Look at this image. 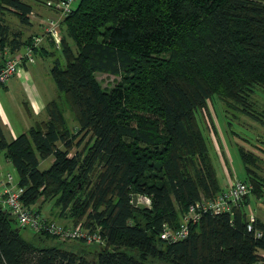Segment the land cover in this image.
Returning <instances> with one entry per match:
<instances>
[{"label":"trees","instance_id":"obj_1","mask_svg":"<svg viewBox=\"0 0 264 264\" xmlns=\"http://www.w3.org/2000/svg\"><path fill=\"white\" fill-rule=\"evenodd\" d=\"M32 10L29 0H0L2 48L31 44L3 17L26 24ZM60 29L58 48L50 41L65 62L55 59L50 69L60 95L46 104V121L10 142L0 126V156L18 175L25 207L54 201L59 216L98 230L103 244L45 232L27 240L0 202V264H257L264 223L255 217L260 238L248 232L247 207L250 196L264 201V176L260 159L239 146L242 182L252 186L239 207L203 214L175 243L160 233L226 188L197 113L217 99L264 127L253 100L264 94V0H77ZM97 74L118 81L106 89ZM133 197L149 205H134ZM47 240L57 243L38 245Z\"/></svg>","mask_w":264,"mask_h":264},{"label":"rangeland","instance_id":"obj_2","mask_svg":"<svg viewBox=\"0 0 264 264\" xmlns=\"http://www.w3.org/2000/svg\"><path fill=\"white\" fill-rule=\"evenodd\" d=\"M43 1L47 2L48 0H30L29 4L34 9H38V5L42 4ZM49 1H54V0H49ZM76 5H77V0L71 5V9L74 8ZM53 6L54 5L51 4L50 6H46V7L49 10L55 11L54 8L55 9L57 8ZM36 17L38 16H34L33 19L36 20L38 24H40V27H42L43 30L42 37L45 34L44 28L46 26V23H48L49 21L59 22L58 18L41 19ZM63 17L64 16L59 14L60 19H63ZM4 19L5 22L8 24V26L13 31H21L24 36L26 35V29L24 27L19 26V25L24 26V24H22L18 19L14 18L9 14L5 15ZM60 32L61 34L63 33L61 29ZM44 41H45V36L43 38V42ZM54 52H55L54 53L55 58L59 60L62 65H64L65 62L60 54V51L56 50ZM38 58H39V62H44L45 64L47 62L51 64V62L54 60L52 57H48V58L38 57ZM38 79H40V83L49 80L51 84H54L49 73L45 75L42 74ZM96 79L98 80V82H100L101 86L106 89H110L118 81L117 77L106 74H97ZM58 95H60L59 92ZM253 100L257 104V108L260 111L264 110V94H262V92L259 91L258 93H255V95L253 96ZM0 101L2 105H7L13 111V113L11 112V114H8V108L6 110L4 106V111L5 114L7 115V120L11 125V127L13 128V125H17V127L23 126V123L21 122L19 116L16 113V110L14 109L13 102L12 101L11 103L9 102L7 98V94H5L4 90L1 88H0ZM20 102L21 101L18 100L17 105H19ZM213 103L214 104H210V103L208 104L206 111L200 112V114L197 113V117L199 119L198 122H200L199 125L203 132V135L207 139L209 154L221 186H223L225 182L230 183L231 181H236V180L244 181L245 171L238 153V148H237L238 146L242 147L245 151L254 154L260 159V162H258L257 172H260V174L264 176V144H263L264 127L261 124L254 122L253 120L242 114L235 113L237 115H234L233 112L226 110L224 104L217 99H214ZM64 110H65V117L68 123L71 126L74 125V122L71 121L70 119L71 116L66 110V108H64ZM4 133L6 140L8 142L11 141L8 127H5ZM2 161H3V156L1 155L0 162ZM52 161H53L52 156L44 161H41L39 164V170L48 169L52 164ZM7 175H10L12 177L13 179L12 185H16L18 182V175L14 167L12 166L11 163H5L3 161L0 169V195L2 194V190H3L1 184L6 181ZM224 187L225 185L223 186V188ZM143 201L144 200L141 199L140 203L142 204ZM50 209H53L54 212L57 210V207L54 206V201H48L43 204L40 212L41 216L43 217L44 215H46ZM247 211L248 213H252L253 216L260 219L264 223L263 199H256L250 196V201L247 207ZM53 217L55 218V220H53L55 221V223L60 221V219L56 218V216ZM21 234L25 239L32 241V237L34 234L32 233V230L28 228L22 229ZM56 243H57L56 241L47 240L42 243H38V245L45 247L49 245L50 246L55 245Z\"/></svg>","mask_w":264,"mask_h":264},{"label":"built area","instance_id":"obj_3","mask_svg":"<svg viewBox=\"0 0 264 264\" xmlns=\"http://www.w3.org/2000/svg\"><path fill=\"white\" fill-rule=\"evenodd\" d=\"M75 0H60L55 7L62 16H65L70 10ZM46 28V29H45ZM44 28L45 38H50L58 48L60 42L59 22L49 21ZM44 36L33 37L31 44L24 46L21 51L10 52L9 48L1 47L0 57L3 58V65L0 68V85L6 84L15 75L20 74L23 64L33 63V50L40 47ZM12 177L7 175L4 182L1 204L6 207L10 214L16 219L18 225L28 228L32 232H45L56 237L61 242H71L80 240L86 245L103 244L98 230L92 231L83 227L82 223L65 227L53 221H46L40 214L36 213L33 207H25L20 198L23 189L12 185ZM252 191V186L242 181L236 180L228 183L226 188L214 200H202L189 207L188 212L181 218L176 227H170L168 224L162 226L160 239L167 243H175L188 237L190 226L199 222L203 214L220 215L230 212L232 208L239 207V202ZM137 199V204L140 203ZM144 200L142 204L149 205V200ZM141 204V203H140ZM255 216L249 213L247 231L252 232L255 238H260L262 232L254 229L253 223ZM257 264H264V251L257 252Z\"/></svg>","mask_w":264,"mask_h":264},{"label":"crops","instance_id":"obj_4","mask_svg":"<svg viewBox=\"0 0 264 264\" xmlns=\"http://www.w3.org/2000/svg\"><path fill=\"white\" fill-rule=\"evenodd\" d=\"M51 4L55 5L54 1L48 0L45 3L39 4L38 9L33 8L31 14L28 16V23L26 24L22 23L24 24V26L19 25L26 29L25 36L22 34L21 31H13L6 22L5 24L9 27L10 32L20 33L21 41H25L30 37L31 38L40 37L43 35V30H42V27H40V24H38L36 20L33 19L34 16H38L36 18H41V19L58 18L59 22L62 20L59 18L60 12L58 10H55L54 8L55 11H52L46 7V6H50ZM7 14L16 18L11 13L6 12L5 15ZM5 47L9 48L8 45H6ZM23 47L18 50H15L13 53L17 51H21ZM44 49L47 50L46 54L43 53ZM39 51L36 53H33L34 63L23 64L20 74L15 75L6 84L0 85V88L4 90L5 94H7V98L9 102L10 103L11 101L13 102L14 109L16 110L17 115L19 116L21 122L23 123V126L17 127V125H13V128H12L7 120V115L5 114L4 106L6 110L8 108V114H11V112L13 113V111L7 105H2L0 101V126L2 128L4 136H5V133H4L5 127L9 128L11 140L16 138L18 135L26 133L31 127L35 126L37 123L46 121L48 119L46 109H45L46 104L54 99H57L59 96L58 91L55 87V84H51L49 80L40 83V79H38L42 74L44 75L48 73L50 74V69L53 63V61L51 62V64H49L48 62L46 64L44 62H39L38 57H43V58L52 57L54 60L56 59L55 55H50V53L54 52L52 48V44L50 43V40H46L45 38V41L42 42V44L39 47ZM2 65H3V58L0 57V68L2 67ZM18 100L21 101L19 105H17ZM3 161L5 163H9L4 158H3ZM3 161L0 162V169H1V165ZM225 183L224 185L226 187L228 183H226L227 185ZM3 184L4 183H2L1 186L4 189ZM1 201H2V194L0 195V202ZM42 206L43 204L41 202H38L37 205L35 206V209L37 208L41 212ZM53 216H56V218L60 219V221L57 222L59 225H62L65 227L73 226L72 221L69 220L67 216H59L58 208L55 212L53 209H50L49 212L43 217L47 220L53 221L55 220Z\"/></svg>","mask_w":264,"mask_h":264},{"label":"water","instance_id":"obj_5","mask_svg":"<svg viewBox=\"0 0 264 264\" xmlns=\"http://www.w3.org/2000/svg\"><path fill=\"white\" fill-rule=\"evenodd\" d=\"M132 203L135 205V204H137V198L136 197H133V201H132ZM138 206L139 207H142L143 206V204H138ZM2 208V205L0 204V209Z\"/></svg>","mask_w":264,"mask_h":264}]
</instances>
